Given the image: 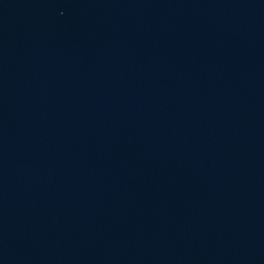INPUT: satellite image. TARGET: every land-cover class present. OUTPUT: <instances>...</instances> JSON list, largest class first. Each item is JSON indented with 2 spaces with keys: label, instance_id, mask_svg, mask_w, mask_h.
<instances>
[{
  "label": "water",
  "instance_id": "water-1",
  "mask_svg": "<svg viewBox=\"0 0 264 264\" xmlns=\"http://www.w3.org/2000/svg\"><path fill=\"white\" fill-rule=\"evenodd\" d=\"M0 264H264V0H0Z\"/></svg>",
  "mask_w": 264,
  "mask_h": 264
}]
</instances>
